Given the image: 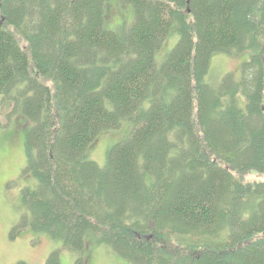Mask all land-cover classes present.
<instances>
[{
    "label": "trees",
    "instance_id": "1",
    "mask_svg": "<svg viewBox=\"0 0 264 264\" xmlns=\"http://www.w3.org/2000/svg\"><path fill=\"white\" fill-rule=\"evenodd\" d=\"M216 53L248 56L216 82ZM0 96L28 122L19 225L76 264H264V0H0Z\"/></svg>",
    "mask_w": 264,
    "mask_h": 264
},
{
    "label": "rangeland",
    "instance_id": "2",
    "mask_svg": "<svg viewBox=\"0 0 264 264\" xmlns=\"http://www.w3.org/2000/svg\"><path fill=\"white\" fill-rule=\"evenodd\" d=\"M133 16L131 6L112 2L106 7L110 25ZM247 54L239 56L216 53L210 62L209 79L219 82L227 72H238ZM1 97V96H0ZM127 121L119 129L101 133L90 146L91 154L104 165L111 145L127 137L131 130ZM28 122L20 112L10 114L0 105V264H15L20 260L28 264H46L52 252L60 249V264H76V254L63 246L60 239L47 232L33 231L21 226L23 211L20 204L22 188L28 178L22 174L27 165L25 136ZM245 181H264V173L251 171L244 175ZM82 264H129L107 245L93 244L87 248Z\"/></svg>",
    "mask_w": 264,
    "mask_h": 264
}]
</instances>
